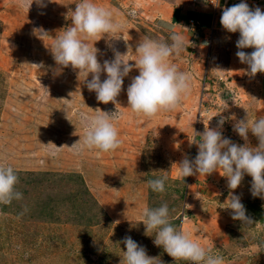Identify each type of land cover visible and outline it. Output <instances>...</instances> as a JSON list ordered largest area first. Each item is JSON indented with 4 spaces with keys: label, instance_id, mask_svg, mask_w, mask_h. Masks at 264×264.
Here are the masks:
<instances>
[{
    "label": "rangeland",
    "instance_id": "374dc122",
    "mask_svg": "<svg viewBox=\"0 0 264 264\" xmlns=\"http://www.w3.org/2000/svg\"><path fill=\"white\" fill-rule=\"evenodd\" d=\"M45 2V8L33 3L28 11L19 0H0V165L14 169L15 189L23 193L21 200L0 205V264H121L126 251L121 241L127 236L156 258L153 264H191L174 261L153 243L154 233L145 235L144 208L163 203L175 209L171 223L222 256L224 264H264V199L251 195V177L245 175L234 193L253 221L243 225L225 209L229 189L219 172L182 182L173 166L185 156L195 158L198 146L192 142L200 139L195 132L202 134L207 124L215 128L220 115L244 119L247 97L210 75L195 56L188 27L165 26L147 15L140 0H92L121 25L97 42L87 41L99 50L101 65L114 59V51L128 50L126 61L134 65L142 37L171 43L170 35L177 33L185 50L169 63L191 76V93L181 105L151 119L127 108V88L139 75L135 68L116 102L100 103L86 87L92 74L86 78L71 66H58L50 50L71 26V12L81 0ZM106 78L102 72L101 81ZM97 109L113 114L121 145L114 152L76 155L79 145L71 147L84 134L80 114L95 116ZM234 122L223 125L222 135L242 146ZM50 142L65 147L57 150ZM249 142L258 146L251 133ZM162 176L168 177L165 192L151 191L146 181Z\"/></svg>",
    "mask_w": 264,
    "mask_h": 264
},
{
    "label": "clouds",
    "instance_id": "9594fccd",
    "mask_svg": "<svg viewBox=\"0 0 264 264\" xmlns=\"http://www.w3.org/2000/svg\"><path fill=\"white\" fill-rule=\"evenodd\" d=\"M19 3L20 7L27 8L28 11L33 3L39 8L47 6L45 0H19ZM71 13L72 24L62 30V35L56 36L55 43L50 48L51 54L58 66L62 68L71 66L73 70H78V76L85 75L87 78L92 74V78L86 81V87L90 92L96 93L98 102L105 105L115 103L121 94L124 78L133 68L139 71V75L132 78L127 88V108L136 115L151 119L161 111H173L190 95V74L169 63L171 57L179 56L185 50L182 35L172 33L169 37L171 43L144 36L136 47L137 59L134 65L126 61L129 50L123 54L114 51V59L105 60L101 65L97 59L99 50L94 44L90 46L87 41L97 42L105 35L117 32L121 25L113 22L111 11L98 7L92 0H81ZM131 15H135V12L133 11ZM220 24L228 33H239L236 56L242 64L248 66L246 74L253 78L258 73L264 74V11L259 7L251 9L244 0H241L239 4L223 9ZM34 31H38L41 36L48 35L43 29ZM111 46L109 43V47ZM245 49L253 51L248 53L244 51ZM102 72L107 76L103 82ZM95 111L98 113L95 116L80 114L84 134L79 142L71 147L79 145L76 155L93 150L98 153L114 152L121 145L118 130L113 123V114L100 109ZM229 120L235 121L232 129L245 141L242 146L230 138L223 137V125ZM249 133L258 140V146H251ZM195 135L200 138L192 142L197 144L198 153L194 159L185 156L173 164L177 168L178 177L183 182L184 178L189 176L198 174L199 177H207L219 172L221 177L226 178L229 189L224 202L227 205L225 209L231 210V218L234 221L252 225L253 221L246 215L241 197L234 193L247 175L251 177V195L264 199V116L250 121L247 115L237 121L234 116L220 115L215 128H209L207 124L202 134L195 132ZM49 145L53 144L50 142ZM53 146L57 150L65 147ZM51 155L55 156L56 152ZM167 179V176H162L149 179L146 183L151 191L164 193ZM18 182V176L11 166L0 165V205H11L14 200L23 198V193L15 189ZM172 211L175 209H170L167 203L155 208L145 207L141 222L145 227V235L150 236L149 233H154L151 235L154 236L153 243L157 247H162L174 261L224 264L222 256L213 255L211 248L203 247L188 233L171 223ZM23 214L24 212H21L17 218ZM121 243L126 248V251H122L121 264H153L156 260L149 257L146 249L130 236L125 237Z\"/></svg>",
    "mask_w": 264,
    "mask_h": 264
},
{
    "label": "crops",
    "instance_id": "0c3cea01",
    "mask_svg": "<svg viewBox=\"0 0 264 264\" xmlns=\"http://www.w3.org/2000/svg\"><path fill=\"white\" fill-rule=\"evenodd\" d=\"M140 1L147 15L161 21L165 26H175L174 30H179L183 25L188 27L192 32L190 36L194 37L195 56L204 61L210 75L220 77L222 87H234L242 96L247 97L243 104L250 107V121L264 116V74L258 73L254 78L246 74L248 66L242 64L236 56L239 33H228L220 24L223 9L239 4L241 0ZM244 2L251 9L259 7L264 11V0ZM202 19L206 21L205 24H202ZM191 20L198 23L197 28L190 26ZM196 31L198 35L194 34ZM244 51L250 53L253 49Z\"/></svg>",
    "mask_w": 264,
    "mask_h": 264
},
{
    "label": "built area",
    "instance_id": "2783aa9c",
    "mask_svg": "<svg viewBox=\"0 0 264 264\" xmlns=\"http://www.w3.org/2000/svg\"><path fill=\"white\" fill-rule=\"evenodd\" d=\"M190 26H191L193 29H195V28H197L198 23L195 22V21H193V20H191V21H190Z\"/></svg>",
    "mask_w": 264,
    "mask_h": 264
}]
</instances>
